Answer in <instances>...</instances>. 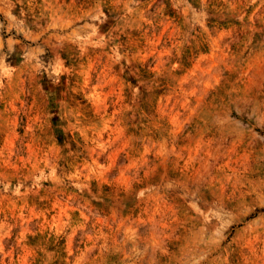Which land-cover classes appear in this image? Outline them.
Returning a JSON list of instances; mask_svg holds the SVG:
<instances>
[{
    "label": "rangeland",
    "instance_id": "obj_1",
    "mask_svg": "<svg viewBox=\"0 0 264 264\" xmlns=\"http://www.w3.org/2000/svg\"><path fill=\"white\" fill-rule=\"evenodd\" d=\"M258 55L264 0H0V264H122L121 188L166 96L193 107ZM257 134L229 166L255 168Z\"/></svg>",
    "mask_w": 264,
    "mask_h": 264
},
{
    "label": "bare ground",
    "instance_id": "obj_2",
    "mask_svg": "<svg viewBox=\"0 0 264 264\" xmlns=\"http://www.w3.org/2000/svg\"><path fill=\"white\" fill-rule=\"evenodd\" d=\"M224 76L213 75L193 107L181 98L184 87L166 96L160 134L151 135L130 167L133 179L121 188L134 203L112 233L122 264H264V151L254 148L252 170L226 161L238 140L247 145L254 131L264 137V55L229 71L234 86L222 83ZM242 122L248 130L236 139L229 129Z\"/></svg>",
    "mask_w": 264,
    "mask_h": 264
}]
</instances>
